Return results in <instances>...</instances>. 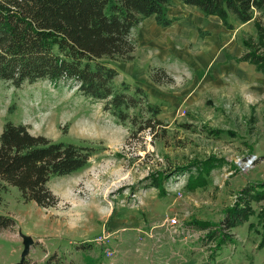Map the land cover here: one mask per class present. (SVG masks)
Returning a JSON list of instances; mask_svg holds the SVG:
<instances>
[{"label": "rangeland", "instance_id": "1", "mask_svg": "<svg viewBox=\"0 0 264 264\" xmlns=\"http://www.w3.org/2000/svg\"><path fill=\"white\" fill-rule=\"evenodd\" d=\"M169 16L171 27L151 17L133 30V61L112 62L118 86L141 87L161 107L164 125L153 131L136 133L72 82L0 81V138L10 120L96 151L86 169L50 180L56 207L0 189V214L16 220L0 231V264L21 262L20 231L35 240L27 258L34 262L58 254L74 264H151L157 259H144L145 246L161 255L167 233L195 259L188 264H264V198L243 194L264 184V68L254 62L264 57V14L247 24L231 14V28L174 0ZM161 68L166 75L154 78ZM209 160L208 183L190 188L200 173L195 163ZM242 195L255 213L225 229L226 211ZM174 216L183 229L171 236Z\"/></svg>", "mask_w": 264, "mask_h": 264}, {"label": "trees", "instance_id": "2", "mask_svg": "<svg viewBox=\"0 0 264 264\" xmlns=\"http://www.w3.org/2000/svg\"><path fill=\"white\" fill-rule=\"evenodd\" d=\"M173 1L0 0V81L17 88L26 82H72L86 97L104 102L105 111L121 123H130L136 133L153 131L164 125L158 118L161 107L152 104L141 87L126 82L118 86L120 72L112 62L134 60L137 43L132 39L133 30L145 20L155 17L159 26L171 27L175 19L169 16V7ZM181 1L206 16L221 18L231 28V14L242 24L256 21L257 12L264 14V0ZM254 62L264 68V57L256 55ZM156 72V79L159 72L166 75L162 68ZM95 154L93 147L54 142L33 135L25 124L7 120L0 138V189L16 187L26 202L56 207L59 198L49 188L50 180L86 169ZM201 163H195L200 165V173L190 178V188L208 183L206 175L211 172L212 161ZM260 186L258 195L253 190L243 194L262 199L264 184ZM254 213L242 195L238 204L226 211L222 224L232 230L248 222ZM15 225L13 217L0 214V231ZM194 225L209 226L197 221ZM227 237L222 235L220 245ZM18 264L74 263L54 254L43 262L27 259Z\"/></svg>", "mask_w": 264, "mask_h": 264}, {"label": "crops", "instance_id": "3", "mask_svg": "<svg viewBox=\"0 0 264 264\" xmlns=\"http://www.w3.org/2000/svg\"><path fill=\"white\" fill-rule=\"evenodd\" d=\"M165 235L169 236L167 233ZM167 236H166L165 245L161 249L162 256L160 254H156L157 256H155L153 249L150 247L149 244H147L144 249L145 251L144 259L149 260V258L151 257H156L157 260L151 262V264H188L189 262L195 260L189 258V253L184 249L185 247L182 246L181 241L172 242L169 237L167 238ZM163 260L166 262L164 263ZM182 260H187V261L184 262Z\"/></svg>", "mask_w": 264, "mask_h": 264}, {"label": "water", "instance_id": "4", "mask_svg": "<svg viewBox=\"0 0 264 264\" xmlns=\"http://www.w3.org/2000/svg\"><path fill=\"white\" fill-rule=\"evenodd\" d=\"M19 237L23 240L24 246L20 262L23 263L30 256L31 248L35 244V240L31 236L25 235L22 231L19 232Z\"/></svg>", "mask_w": 264, "mask_h": 264}, {"label": "built area", "instance_id": "5", "mask_svg": "<svg viewBox=\"0 0 264 264\" xmlns=\"http://www.w3.org/2000/svg\"><path fill=\"white\" fill-rule=\"evenodd\" d=\"M182 227L181 221L177 216L168 219L167 231L171 236L180 235Z\"/></svg>", "mask_w": 264, "mask_h": 264}]
</instances>
